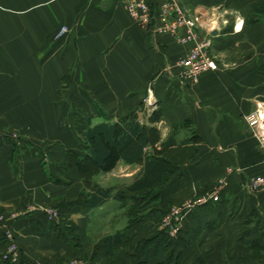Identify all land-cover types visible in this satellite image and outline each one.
<instances>
[{"label": "crops", "instance_id": "crops-1", "mask_svg": "<svg viewBox=\"0 0 264 264\" xmlns=\"http://www.w3.org/2000/svg\"><path fill=\"white\" fill-rule=\"evenodd\" d=\"M120 1L0 0V213L16 232L19 258L98 263L107 258L100 237L115 232L111 258L143 264L135 246L153 234L166 206L224 177L219 198L185 216L179 241L189 243L180 261L175 241L149 244L144 264L169 255L167 264H264V189L244 188L264 172V148L244 119L264 102V0H179L202 23L215 8L227 22L207 35L216 68L189 83L175 65L186 47L138 24ZM63 24L68 32L53 40ZM115 121L144 126L138 158L82 174L75 161L87 151L85 130ZM153 155L165 160L161 176L132 189ZM148 190L158 193L159 209L125 227L129 205L144 204ZM92 194L101 200L91 204ZM44 205L54 206L60 224L48 222ZM64 223L76 225L77 243Z\"/></svg>", "mask_w": 264, "mask_h": 264}, {"label": "built area", "instance_id": "built-area-1", "mask_svg": "<svg viewBox=\"0 0 264 264\" xmlns=\"http://www.w3.org/2000/svg\"><path fill=\"white\" fill-rule=\"evenodd\" d=\"M120 2L123 3L125 10L134 21L143 27H148L152 33L168 31L171 36L176 38V41L189 45L175 63L180 69L179 74L184 83L196 80L200 73L216 68L214 59L206 50L209 46V40L198 39V16L187 13L180 6L179 0H121ZM224 23H226L225 20ZM215 24L217 22L210 21L207 24V30H211ZM68 30L66 25H61L53 34V38H63ZM253 106L251 110L245 113L244 119L251 133L264 146V102L257 101ZM223 180L224 177H220L216 186L206 191V200L217 199ZM244 188L250 192L264 189V172L250 176L245 182ZM44 210L48 219L56 218L57 211L55 209L46 207ZM1 220H4L3 214L0 215ZM2 225L4 226L3 235L5 239L2 257H11L16 260L17 245L13 238V230L5 222Z\"/></svg>", "mask_w": 264, "mask_h": 264}, {"label": "trees", "instance_id": "trees-1", "mask_svg": "<svg viewBox=\"0 0 264 264\" xmlns=\"http://www.w3.org/2000/svg\"><path fill=\"white\" fill-rule=\"evenodd\" d=\"M152 114L157 116V110L152 109ZM124 118V117H123ZM147 134L143 125H139L137 123L127 124L126 126L119 125V122H101L95 124L93 126L88 127L85 130V147L87 151L85 152L79 160L75 161L76 167L79 168V171L82 174L89 175L92 173L94 168L101 169L106 171L111 169L114 164H116L117 160L123 157L126 160H136L139 155V150L142 148L143 144H145L147 140ZM165 160L161 158V156H154L151 158L149 163H146L147 167L145 173L140 179L133 182L131 185L132 189H137L141 186H147L155 182L160 176L163 168V162ZM98 193L100 195H105L108 192V188L98 187ZM96 196L94 198V194L91 195V204L99 202L101 200V196ZM129 222L125 227L130 226L134 223V219H129ZM67 230L70 233L72 228H75L76 225L74 223L66 224ZM70 236L75 239V243H77L76 235L73 233ZM119 236L115 232L110 236H104L101 241L106 242V255L107 258L104 261L94 262L89 261L88 264H118L115 258H111L112 250L109 248L114 246L118 242ZM153 237H147L141 239V248H138L137 245L136 250L138 254V258L145 257L143 260H139L141 263H146L145 260L147 257L146 250L148 245L152 243ZM185 252V248L181 249V252L178 254H182ZM177 257V256H176ZM169 259L159 262L157 264H167ZM23 263V261H22Z\"/></svg>", "mask_w": 264, "mask_h": 264}, {"label": "rangeland", "instance_id": "rangeland-1", "mask_svg": "<svg viewBox=\"0 0 264 264\" xmlns=\"http://www.w3.org/2000/svg\"><path fill=\"white\" fill-rule=\"evenodd\" d=\"M179 3H180V1H179ZM217 11H218V8H215L212 11L213 13H210L211 15L209 16L208 20L205 23H202L200 18L198 17V19H199V21L197 23L198 26H199V28L197 30L198 31L197 32L198 39L199 38H200V40L208 39L207 35H209L208 33L210 32V30H207V28H208L207 24H209L210 21L217 22V24H219V23L224 24V20L225 19L222 17L223 13L220 15V12H217ZM234 28H236V27L234 26ZM201 32H203V33H201ZM54 33H55V31H54ZM158 33H166V34H169L171 36V34L168 31L158 32ZM171 37H173L174 41L177 42L178 44H180L182 46H185L186 48L189 46L188 44L185 45V44H182V43H179L178 41H176V38L173 35ZM52 38H53V35H52ZM59 39H54L53 38V40H59ZM209 46H210V43H209ZM209 46L206 48V50H207L208 54L210 55L209 50H208ZM184 51H186V49H184L183 52ZM210 57H212V59H214V57L212 55H210ZM214 61H215V59H214ZM215 64H216V61H215ZM186 83H189V81H186ZM145 98L147 100V102H146V100H144L146 105L148 107H152L151 109L155 108V106H154L155 104L153 103L154 105L151 106L152 105V101L148 97H145ZM250 133H251V131H250ZM11 137L17 138L18 137V133L16 131H12ZM23 137H26V136L23 134ZM259 144H260V146H262V144L260 142H259ZM262 147L264 148V146H262ZM93 183H94V181L91 180L90 184H88V185H90V187H92ZM208 189L209 188H205V190H203V193H201L198 197H193L191 199L188 198V199H186L185 201H183L181 203H178V204L173 203V204H169L168 206H166L165 210H163L161 216L158 218L159 221L156 224V229L153 230L152 231L153 234L149 236L151 238L153 237L152 243H150L151 246H155V247L165 246L166 247L168 244H174L175 241H177L178 245H181L180 248L181 249L184 248L186 246L185 244L189 243V242H187L185 240H182L183 237L179 241V238H180V235L182 236V233H183L182 230L184 229L183 224H184L185 216H187L189 213H192V211H194L195 208L202 207V206H204L206 204L207 200L205 199V197H206V191ZM220 192H221V189L218 191L217 199L219 198ZM153 193L154 192H152V190H150V191L148 190L147 193H145V196H144L145 197L144 198L145 202H144V204L140 205L141 199H139V198L136 199L135 198L136 202H134L133 204L129 205V207H128V213L130 215L129 219L130 218L134 219L135 220L134 224L136 222H138V220H139L138 217L141 216L142 212L147 211V212L151 213V212L157 211L159 209V206L157 205V203H158L157 199H159V198H157L158 193L154 194V195H153ZM153 197H154L155 200H153ZM208 201H210V200H208ZM46 207H51V208L54 209V206H52V205H44V206H42V208H39L41 213H43L45 215V218L48 220V222H50L51 224H55V225L60 224L61 223L59 221L60 220V215H59L58 211L55 209V211H57V215H56L55 219H48L47 216H46L45 210H44V208H46ZM160 210H161V208H160ZM1 214H3L4 220L0 221V239H1V243L3 244V249H5V239H4V235H3L4 226L2 225V223H4V222L7 223L6 222L7 220H6V215L3 212H1L0 215ZM128 222H129V220L127 218V223ZM65 223L63 224V228H64V231L68 232ZM9 226L13 230V235H14L13 238L15 239V242H16V245H17L16 260L12 259L11 257H7V258L2 257V255H3V249H2V250H0V264H29V261H26V260H24L22 258H19L20 252L18 251L19 244H18L17 238H15L16 232L14 231V228L11 225H9ZM61 231H63V230H61ZM73 232H74V228H72L70 230L69 236ZM103 237H100V238H103ZM70 239H73V237L70 236ZM141 245H142V243L139 245V248L143 249L141 247ZM181 249H180V251L178 250V253L176 255L177 257L175 258L176 260H174V263L179 262L180 261V257L183 256L184 252L182 254L178 255L181 252ZM169 258H170V255L165 258L166 261ZM22 261H23V263H22ZM69 262L72 263V264H78V263H74V259H72ZM53 263H56V261L53 262Z\"/></svg>", "mask_w": 264, "mask_h": 264}]
</instances>
